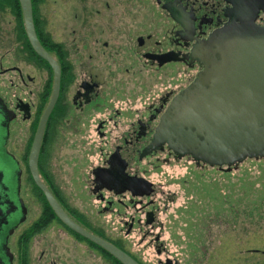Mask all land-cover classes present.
Listing matches in <instances>:
<instances>
[{
	"label": "flooded vegetation",
	"instance_id": "1",
	"mask_svg": "<svg viewBox=\"0 0 264 264\" xmlns=\"http://www.w3.org/2000/svg\"><path fill=\"white\" fill-rule=\"evenodd\" d=\"M29 1L37 43L52 63L30 44L19 0H0V17L7 16L0 21V264H124L58 218L35 184L29 157L42 120L36 170L65 215L137 264H179L152 229L156 184L149 173L171 159L227 168L152 145V138L174 97L202 69L197 47L210 33L240 24L244 13L264 26V0ZM66 134H83L95 147L96 163L82 183L101 211L118 216L123 234L106 235L99 220L62 197L55 177L49 181L52 145ZM28 184L43 201L36 211ZM131 237L146 250H131Z\"/></svg>",
	"mask_w": 264,
	"mask_h": 264
},
{
	"label": "rangeland",
	"instance_id": "2",
	"mask_svg": "<svg viewBox=\"0 0 264 264\" xmlns=\"http://www.w3.org/2000/svg\"><path fill=\"white\" fill-rule=\"evenodd\" d=\"M6 20L3 14L0 21ZM88 142L83 134L60 135L52 145L49 181L55 177L62 197L87 218L99 220L106 235H121L118 216L101 211L82 183L81 176L85 174V181L96 163L95 147ZM149 176L156 184L152 229L179 264H264V158L245 159L230 169L200 168L188 159H171L155 162ZM29 186L28 200L36 211L43 201ZM137 234L135 228L131 235ZM129 239L131 250H146L144 242Z\"/></svg>",
	"mask_w": 264,
	"mask_h": 264
},
{
	"label": "water",
	"instance_id": "3",
	"mask_svg": "<svg viewBox=\"0 0 264 264\" xmlns=\"http://www.w3.org/2000/svg\"><path fill=\"white\" fill-rule=\"evenodd\" d=\"M19 2L30 44L52 63L37 43L30 1ZM240 17V24L210 33L197 47L194 55L202 69L162 115L152 145L166 143L176 154H187L227 169L245 159L264 158V26H256L251 15L246 18L244 13ZM56 80L58 85V71ZM56 94L57 91L53 92L45 115L53 106ZM43 125L44 120L36 130L29 168L51 209L65 224L101 244L124 264H137L121 250L74 224L40 181L36 159ZM12 188L11 199L17 202L16 188ZM23 214L22 207L18 217Z\"/></svg>",
	"mask_w": 264,
	"mask_h": 264
}]
</instances>
